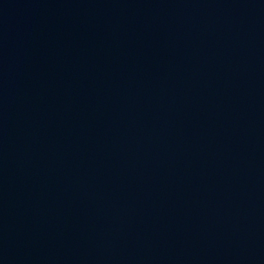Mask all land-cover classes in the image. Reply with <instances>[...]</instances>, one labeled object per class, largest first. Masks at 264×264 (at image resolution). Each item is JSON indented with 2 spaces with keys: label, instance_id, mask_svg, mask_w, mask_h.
I'll return each mask as SVG.
<instances>
[{
  "label": "water",
  "instance_id": "obj_1",
  "mask_svg": "<svg viewBox=\"0 0 264 264\" xmlns=\"http://www.w3.org/2000/svg\"><path fill=\"white\" fill-rule=\"evenodd\" d=\"M0 264H264V0H0Z\"/></svg>",
  "mask_w": 264,
  "mask_h": 264
}]
</instances>
